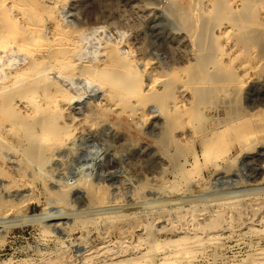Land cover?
<instances>
[{
    "label": "rangeland",
    "instance_id": "rangeland-1",
    "mask_svg": "<svg viewBox=\"0 0 264 264\" xmlns=\"http://www.w3.org/2000/svg\"><path fill=\"white\" fill-rule=\"evenodd\" d=\"M170 5L63 0L58 14L82 33L87 58L105 47L152 62V72L166 78L174 69L188 71L200 52ZM258 18L242 55L253 68L240 90L230 86L218 96H196L180 85L177 96H164L169 86L162 84L143 97L147 116L136 118L129 103L97 106L98 91L76 81L77 98L58 122L79 128L53 156L33 149L25 139L28 126L18 120L33 110V101L50 96H13L9 109L0 96V264H99L115 254L103 250L107 244L113 249L142 239L141 246H148L185 235L189 239L178 242L191 245L197 238L203 249L196 264H247L264 250V8ZM111 85L99 83L105 92ZM159 99H171L179 109L170 111ZM11 108L18 109L16 118H10ZM40 131L41 125L32 127ZM120 222L125 230L115 227ZM163 252L152 248L148 262L133 264H155Z\"/></svg>",
    "mask_w": 264,
    "mask_h": 264
},
{
    "label": "bare ground",
    "instance_id": "bare-ground-1",
    "mask_svg": "<svg viewBox=\"0 0 264 264\" xmlns=\"http://www.w3.org/2000/svg\"><path fill=\"white\" fill-rule=\"evenodd\" d=\"M179 1L183 2L182 6L178 5ZM262 1L264 0H171V13L178 19L189 40L191 38L200 52L198 59L195 60L197 62L193 63L191 68L187 65L188 71L174 69L167 74L164 73L166 78H163V75L153 73L155 70L152 72L150 69L152 62L143 60L141 63L134 56L123 53L112 54L110 50L107 52L108 49L105 50V47L103 51L102 48L100 49L102 51L100 56L87 58L85 52L83 53L82 33L74 30L72 25L59 17L58 10L62 7L63 0H0V96L3 97L2 101L6 103L5 105L12 103L13 100H10L13 96H37V98L50 96V100L54 99L53 105L49 99L44 102L33 101V110L27 108L18 119L20 123L25 124V127L28 126L25 139L33 144V149L41 150L40 153L46 151L48 155H52L61 150L65 144L64 140L67 137L71 138L76 128H79L58 122L63 118L68 106L73 103L76 95L72 89L74 84L81 83L80 86L83 87L84 84H89L88 88L94 89V92L98 91L95 94L102 100L96 102L97 106L110 105L113 108L122 102L129 103L136 118L147 116L145 113L148 114L146 108L149 105L146 99L151 93L161 90L159 87L162 84L169 86L164 96H177L176 90L180 85L190 87L196 96H218L219 90H226L230 86L240 90L244 81L248 79L247 74L253 68L250 62L243 60L242 55L249 46L248 29L260 24L258 16L264 8ZM261 23L264 25V21ZM182 48L181 51H184L185 48ZM239 72L243 74L242 77L238 75ZM100 81L110 82L113 85H111L112 89H109V92L102 91L99 86ZM161 95L158 93V96ZM144 96L148 97L144 99ZM159 102L167 105L170 111L179 109L176 102L171 99H159ZM16 111L18 109H15ZM9 112H11L10 118L17 117L14 108ZM6 114L8 115V112ZM30 116L34 117L31 124L27 122V117ZM5 117L7 118L6 115ZM54 121L57 123L53 124ZM40 125L39 133L32 132L33 126ZM52 136L54 140L45 142L46 138ZM206 143L210 141L206 140ZM125 223H116L115 227H120L122 230L126 228ZM180 239L185 241L189 237L185 235ZM166 240H153L152 244L141 246L143 240L139 239L133 245L118 243L113 249L107 244L103 250L108 248L115 254L109 262L99 264L126 262L133 264L146 261L148 258L146 252L152 248L164 250L155 257V264H165L168 260L178 264H196L198 254H203V249L198 247L197 238L191 245L180 243L178 240L171 242ZM101 249L102 247L98 249L99 253L104 252ZM173 250L175 251L171 253ZM104 256L100 259L104 260ZM247 264H264V250L254 253Z\"/></svg>",
    "mask_w": 264,
    "mask_h": 264
}]
</instances>
